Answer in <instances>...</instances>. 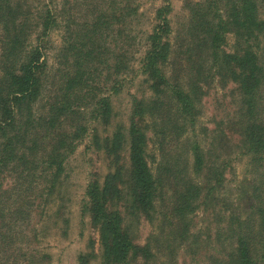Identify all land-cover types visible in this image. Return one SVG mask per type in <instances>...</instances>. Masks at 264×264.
<instances>
[{
    "label": "trees",
    "instance_id": "obj_1",
    "mask_svg": "<svg viewBox=\"0 0 264 264\" xmlns=\"http://www.w3.org/2000/svg\"><path fill=\"white\" fill-rule=\"evenodd\" d=\"M238 1V5L224 6L223 10L209 6L212 0L195 3L190 8V20L181 30L176 45L178 55L182 56L180 69L185 68L181 75L169 61L173 52L167 41L171 32L167 19L169 6L165 4L157 10L156 24L146 37L147 46L139 66L150 96L132 101L126 130L128 188L137 210L149 219L155 211V202L162 199L166 183L172 184L174 194L169 215L163 216L167 223L159 228L162 246L157 263L147 245L134 244L128 231L121 227L118 210L107 206L112 198L118 199V189L112 185L118 181V166L102 184L88 182L81 213L87 210L90 223L97 229L103 264H174L181 248L197 246V236L192 239L190 216L200 205L220 210L225 235L232 243V250L226 253L218 249L210 264L264 262V0ZM51 3L40 0L43 13H37L38 22L34 24L40 27V32L30 45L31 1L0 0V264H35L34 255L19 244L23 234L19 230L15 234L10 228L13 224V229L23 227L27 211L35 208L33 201L40 202L45 193L47 196L52 193L64 159L81 136H78L83 128L81 122L86 119L105 122L110 94L118 93L122 87V80L116 77L108 86L107 95H92L90 104L81 102L80 96L84 98L86 90L79 84L91 88L87 85L91 67L102 59L97 47L83 52L78 49L80 37L89 34V41L93 42L99 38L93 27L81 36L75 35V41L66 47L61 46L58 54L69 50L71 64L58 73L59 83L53 96L43 100V107L38 106L41 92L45 91L42 83L46 68L45 47L40 40L57 26ZM227 34L234 38L231 52L223 51ZM60 58L66 59V55L61 54ZM82 66L84 71L80 72ZM111 69L116 75L125 67L114 59ZM213 80L222 86L232 84L236 96L233 127L238 136V151L247 160L249 176L250 203L244 217L218 197L225 162L210 167L196 141L189 142L186 138L193 158L190 169L196 175L207 174L203 182L185 178L179 165L168 174L166 162L159 164L153 173L146 161V131L149 129L161 140L169 138L174 147L179 146V139L192 132L203 87ZM74 91L79 94H73ZM79 115L82 120L78 123ZM118 138H122L119 131L110 142ZM109 148L105 146L107 152ZM6 178L9 182L3 188L2 181ZM36 189H41L40 193L30 196ZM78 264H85V257L79 256Z\"/></svg>",
    "mask_w": 264,
    "mask_h": 264
},
{
    "label": "rangeland",
    "instance_id": "obj_2",
    "mask_svg": "<svg viewBox=\"0 0 264 264\" xmlns=\"http://www.w3.org/2000/svg\"><path fill=\"white\" fill-rule=\"evenodd\" d=\"M27 1H31L32 4L28 6L32 14L28 40L29 44L33 45L35 36L40 32V27H34L38 22L37 13L42 14L43 9L39 6L40 0ZM204 1L210 0H51L49 7L52 8V13L57 15V26L49 30L40 40L41 46L45 47L43 51H45L46 68L42 83L45 91L41 92L42 100L38 106L43 107V100L53 96L59 83L58 73L68 69L71 64L69 59L72 53L69 50L61 53L66 55V59L60 58L61 54L59 55L58 51L61 46L66 47L67 43L71 44L75 41V35L81 36L87 29L93 27L97 30L95 35L99 38L93 42L89 41V34L87 37L86 35L80 37L78 49L83 52L85 49L97 47V50L101 51L102 59L93 65L95 67H91L90 81L87 83L91 88L79 84L86 90L84 98L83 95L80 96L81 102L84 105L90 104L92 95H107V88L116 77L122 80V87L118 93L110 94L109 112L105 122L101 120L93 122L90 119L81 122L82 115L76 116L77 122L83 124L78 134L81 136L75 143L72 153L64 159L62 172L55 181L52 193L49 196L45 193L40 202L33 201L32 205H35V208L27 211L28 216L23 227L17 229L15 226L13 229V224L10 228L15 234L17 230L19 234H23L24 238L19 239V244L23 248L26 246V249L34 255L37 259L33 261L35 264H78L79 256L85 257V264L104 263L97 229L90 223L87 210L81 213V207L85 201V185L88 182L102 184L103 179L116 166L119 168L118 181L112 185L118 189V199L112 198L107 206L109 209L118 210L121 227L128 231L133 243L139 246L147 245L158 263L162 246L159 228L167 223L163 216L169 215V203L174 189L171 183L164 185L162 199L155 202V211L151 213V219L137 210L128 188L126 130L132 101L146 100L150 96V89L147 87L145 77L140 73L139 66L147 46L146 37L156 24L157 10L165 4L169 6L167 19L171 32L167 41L177 55H173L172 52L169 61L171 67L179 70L181 75L185 68L180 69L182 67L179 66L181 64L179 61L182 56H179L176 50L179 34L190 20V8L195 3ZM212 1L209 6H219L222 10L224 6H236L239 2L238 0ZM65 37L67 39L69 37V41L64 40V44ZM233 39L231 34L225 36L224 52L232 51ZM114 59L122 68L125 67V70H118L116 75L115 70L111 69ZM164 69L168 70V68ZM83 71L82 66L80 72ZM203 88L204 93L200 98L199 111L192 132L179 139V146L174 147V141L169 138L161 140L149 129L146 131V161L153 173L156 172L159 164L165 165L166 162L169 167L168 174L174 172L175 165H179L184 169L182 175L185 178L190 177L193 181L203 182L208 175L205 173L196 175L190 169L193 158L187 142L196 141L205 152L210 167L225 162L224 179L221 190L217 192L218 197L227 202L226 204H229L234 212L244 217L250 203L249 176L247 160L238 151V136L233 127L236 96L232 84L222 86L216 80L209 82ZM73 94L78 95L79 92L74 91ZM117 131L121 133L122 138L110 142ZM105 146L110 147L109 152L105 150ZM178 178L180 179V176ZM8 182V178L2 181V187L5 188ZM37 185L43 186L38 182ZM41 189H36L30 196L34 197ZM219 212L220 210L201 205L194 210L190 216L191 232L193 240L197 236L195 244L197 246L191 248L186 245L184 250L181 248V251L175 255L174 264H210L216 258L218 249L223 253L232 250L230 238L225 235L223 228L224 219L220 217ZM191 252L194 255H191Z\"/></svg>",
    "mask_w": 264,
    "mask_h": 264
}]
</instances>
